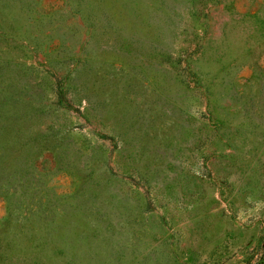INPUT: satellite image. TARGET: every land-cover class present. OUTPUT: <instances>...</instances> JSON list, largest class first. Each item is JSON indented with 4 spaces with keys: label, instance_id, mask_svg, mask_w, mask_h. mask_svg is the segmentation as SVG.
<instances>
[{
    "label": "rangeland",
    "instance_id": "obj_1",
    "mask_svg": "<svg viewBox=\"0 0 264 264\" xmlns=\"http://www.w3.org/2000/svg\"><path fill=\"white\" fill-rule=\"evenodd\" d=\"M0 264H264V0H0Z\"/></svg>",
    "mask_w": 264,
    "mask_h": 264
}]
</instances>
